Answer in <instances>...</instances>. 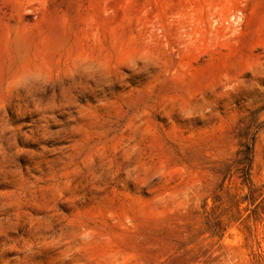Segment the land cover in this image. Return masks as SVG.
<instances>
[{"label": "rangeland", "instance_id": "obj_1", "mask_svg": "<svg viewBox=\"0 0 264 264\" xmlns=\"http://www.w3.org/2000/svg\"><path fill=\"white\" fill-rule=\"evenodd\" d=\"M0 264H264V0H0Z\"/></svg>", "mask_w": 264, "mask_h": 264}]
</instances>
